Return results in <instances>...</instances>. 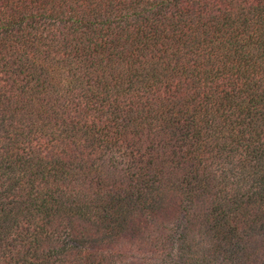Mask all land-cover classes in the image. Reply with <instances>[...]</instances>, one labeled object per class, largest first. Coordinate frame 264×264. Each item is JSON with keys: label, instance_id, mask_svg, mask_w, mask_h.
<instances>
[{"label": "trees", "instance_id": "obj_1", "mask_svg": "<svg viewBox=\"0 0 264 264\" xmlns=\"http://www.w3.org/2000/svg\"><path fill=\"white\" fill-rule=\"evenodd\" d=\"M0 264H264V0H0Z\"/></svg>", "mask_w": 264, "mask_h": 264}]
</instances>
